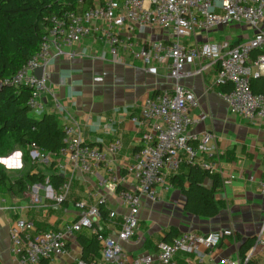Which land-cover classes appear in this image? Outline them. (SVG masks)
<instances>
[{
  "label": "built area",
  "instance_id": "1",
  "mask_svg": "<svg viewBox=\"0 0 264 264\" xmlns=\"http://www.w3.org/2000/svg\"><path fill=\"white\" fill-rule=\"evenodd\" d=\"M77 5L76 10L51 15L39 51L0 86L28 87V107L34 114L44 113L45 95L50 93L47 77L45 74L39 77L35 72L41 66L45 68L54 56L78 57L76 45L91 38L107 45L117 58L140 62L146 68L153 63L163 65L174 85L155 91L131 117L140 126H148L141 138L142 145L134 154V162L128 166L137 177L132 188L121 186L127 176L116 173L111 166L110 157L120 151L122 140L116 138L105 147L85 142L81 122L69 114L66 102L54 97L57 114L67 117L64 145L58 154L33 149L32 159L44 167L52 166L57 173L69 161L82 172L98 175L102 185L116 189L126 211L115 236L95 227L103 217L100 205L106 202L105 197L99 198L96 205L76 202L79 210L76 220L60 229L39 231L33 221L19 217L9 228L10 250L16 263L44 264L45 260L67 253L69 241L84 228H90L101 245L100 257L90 260L79 257L73 264H178V253L193 254L197 264H246L250 255L241 260L213 259L204 263L207 251L211 252L225 236L233 234L230 228L205 234L183 232L170 242L161 241L155 252L144 251L138 255H133L125 244H143L144 239L138 232L141 209L146 200L161 199L159 188L168 186L167 173L178 172L184 157L199 162L204 169L221 172L216 163L203 158L218 150L215 132H190L195 121L192 112L200 107V101L182 83L185 76L215 70L218 87L232 86L228 91L219 92L231 112L250 121L264 119V93H256L252 87V80L264 75V0H77ZM227 23L249 27L253 33H246L240 41H234L232 36L200 40L205 31L224 28ZM192 37L194 42L189 43ZM189 61L195 68L192 71L186 69ZM102 168L107 176L99 175ZM70 184L65 181L59 193L51 185L53 199L58 204L67 199ZM262 189L264 192V183ZM31 200L32 205H43L38 192L32 194ZM3 201V209H15ZM117 215L116 210L109 212L110 218ZM258 248H264V224L251 253Z\"/></svg>",
  "mask_w": 264,
  "mask_h": 264
},
{
  "label": "crops",
  "instance_id": "2",
  "mask_svg": "<svg viewBox=\"0 0 264 264\" xmlns=\"http://www.w3.org/2000/svg\"><path fill=\"white\" fill-rule=\"evenodd\" d=\"M212 35L202 34L200 40L223 38L222 34ZM245 36L233 37V40L240 41ZM76 48L78 57L54 56L45 67L44 74L50 91L45 95V112L54 113L60 125L67 123V117L56 112L54 97H57L66 102L69 114L81 122L85 142L105 147L120 138L122 147L110 157L111 166L116 173L127 176L121 186L132 188L137 177L128 170V166L134 162V154L141 147V138L148 126H140L131 117L139 112L145 100L155 91L172 88L174 81L163 65L153 63L146 68L140 62L117 58L109 52L107 45L94 38L84 40ZM186 69H195L192 61L188 62ZM215 73L213 70L204 75L185 76L182 83L200 101V107L192 112L195 121L190 132L201 134L213 131L217 137L218 150L211 151L214 155L207 154L203 158L216 163L221 170L218 173L224 184L216 192V198L222 205L220 213L212 218L187 213L184 210L185 198L170 179L179 171L167 173L168 186L159 188L162 199L146 200L141 209L138 232L144 239L143 244H125L133 255L144 251L155 252L165 233L173 226L179 233L192 231L201 234L230 228L233 234L225 236L211 252L207 251L204 263L213 259L241 260L244 258L240 254L242 244L249 238L256 240L263 227L264 119L250 121L231 112L228 103L219 94L221 90L215 84ZM42 114L35 115L40 117ZM21 165L26 168L23 154ZM182 171L184 169L180 174ZM61 174L65 181L71 183L67 199L62 204L53 199L49 177L44 183L29 185L21 192H0V264H17L10 250L9 236V228L17 218L33 221L40 230L60 229L76 220L79 210L75 203L78 201L96 205L99 198L105 197L106 202L100 205L105 217L97 221L95 227L109 235L117 234L126 209L120 204L116 189L102 185L98 175L82 172L69 161L65 162ZM99 175L107 176L104 168L99 170ZM211 183L209 179L206 181L208 186ZM35 192L41 195L42 206L32 205L31 198ZM3 200L15 209H3ZM112 210L118 212L117 217L110 218L109 212ZM82 232L90 234L93 230L84 228ZM254 244L255 241L247 256L250 255L249 260L256 264H264V248L251 253ZM81 255L82 247L76 235L69 241L67 253L45 260L44 264H73ZM176 260L178 264H197L195 256L189 253H178Z\"/></svg>",
  "mask_w": 264,
  "mask_h": 264
},
{
  "label": "trees",
  "instance_id": "3",
  "mask_svg": "<svg viewBox=\"0 0 264 264\" xmlns=\"http://www.w3.org/2000/svg\"><path fill=\"white\" fill-rule=\"evenodd\" d=\"M77 8V0H0V83L13 77L39 51L51 15H61ZM252 87L256 93H264V76L254 78ZM231 88L229 84L220 87V90L228 91ZM29 96L28 87L12 84L0 86V156L18 147L23 153L26 167L25 170L10 171L0 166V192H21L29 185L44 183L46 177H49L53 189L60 192L65 182L63 175L55 172L52 166L37 164L31 152L38 149L58 154L64 145V125L59 124L54 113L44 112L37 117L27 105ZM182 169L184 171L180 174ZM170 179L181 190L187 213L204 218H212L220 213L222 205L216 198L217 190L224 184L220 173L204 169L199 162L184 157L179 172ZM208 179L212 181L211 186L206 184ZM102 212L105 217V212ZM181 234L173 226L162 241L170 242ZM77 236L82 247L81 258L90 260L100 257L101 245L95 233L81 231ZM254 241L255 238H249L242 244V257L247 256ZM246 264L256 262L248 260Z\"/></svg>",
  "mask_w": 264,
  "mask_h": 264
},
{
  "label": "rangeland",
  "instance_id": "4",
  "mask_svg": "<svg viewBox=\"0 0 264 264\" xmlns=\"http://www.w3.org/2000/svg\"><path fill=\"white\" fill-rule=\"evenodd\" d=\"M206 34L208 35H220L222 34L223 37L226 36H232L233 37H240V35L249 33L252 34L253 31L248 27H242V26H238L232 23H227L224 25V28H217L215 30H211V31H205ZM155 38H157V36H155ZM186 40V39H185ZM194 42V37L189 39V43H193ZM22 151L20 148L16 147L13 150H11L10 152H8L5 155H1L0 156V166H4V168H6L7 170H11V171H21L24 169V163L23 165H21V158H22ZM25 170V169H24ZM14 177H16V174L14 175ZM162 199V198H161Z\"/></svg>",
  "mask_w": 264,
  "mask_h": 264
},
{
  "label": "water",
  "instance_id": "5",
  "mask_svg": "<svg viewBox=\"0 0 264 264\" xmlns=\"http://www.w3.org/2000/svg\"><path fill=\"white\" fill-rule=\"evenodd\" d=\"M44 71H45L44 66H41V67H39V68L37 69V71L35 72V74H36L37 76H39V77H43V75H44Z\"/></svg>",
  "mask_w": 264,
  "mask_h": 264
}]
</instances>
